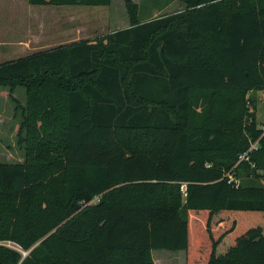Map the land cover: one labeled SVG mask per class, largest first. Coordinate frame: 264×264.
Masks as SVG:
<instances>
[{
  "label": "trees",
  "instance_id": "trees-1",
  "mask_svg": "<svg viewBox=\"0 0 264 264\" xmlns=\"http://www.w3.org/2000/svg\"><path fill=\"white\" fill-rule=\"evenodd\" d=\"M122 1L127 25L0 63L25 94L22 160L0 161V264H154L155 248L264 264V0L144 19Z\"/></svg>",
  "mask_w": 264,
  "mask_h": 264
},
{
  "label": "rangeland",
  "instance_id": "rangeland-1",
  "mask_svg": "<svg viewBox=\"0 0 264 264\" xmlns=\"http://www.w3.org/2000/svg\"><path fill=\"white\" fill-rule=\"evenodd\" d=\"M133 1L138 5V19L174 11L183 6L181 0ZM35 6L30 4L29 7L34 8ZM42 7L47 8V11L44 12L45 14L41 18L43 23L40 25L36 23L37 20L34 21L33 17L31 19L26 17L29 15V10H27L29 8L26 9L23 6L22 0H0V36L6 35L13 38L14 35L22 36L23 33H26V37L34 39L35 34L39 33L41 28L43 38L50 37L53 40L50 44L41 47H35L29 43L31 47L26 49L7 47L3 44L0 46V63L33 52L47 50L59 44H67L85 38L92 39L129 23L122 0H110L107 4L74 3ZM11 97H14L15 101ZM24 97L22 86L14 87L10 95L7 87L0 86V161L2 162H19L22 160V149L16 143L15 132L20 115L15 105L22 104ZM255 121L264 130V95L261 94L256 95ZM150 253L154 264H184V251L182 249L170 251L155 248L151 249Z\"/></svg>",
  "mask_w": 264,
  "mask_h": 264
},
{
  "label": "crops",
  "instance_id": "crops-1",
  "mask_svg": "<svg viewBox=\"0 0 264 264\" xmlns=\"http://www.w3.org/2000/svg\"><path fill=\"white\" fill-rule=\"evenodd\" d=\"M22 2H23V6L26 9L29 8V9H27V10H29L28 11L29 15H27L26 17H28L30 19L33 17L34 21L37 20L36 23L40 24V25L43 23L41 21V18L45 14L44 12L47 11V8H43L42 6L54 5V4H32V5H36V6L34 8H31V7H29L30 3L28 4L27 0H22ZM37 6L40 7V8H38ZM50 15H53V13H50ZM40 30H41V28L39 29V33L35 34V38L34 39L26 37V33H23L22 36L14 35L13 38L8 37L6 35H1L0 36V46L5 44L4 46H7V47H11L12 46V48L14 47V48L26 49L28 47H31L29 43H31V45H35V47H41V46H46V45L50 44L53 40H51L50 37H47V36H46L47 39H44L45 37L43 38V34L41 35V31ZM53 39H55V38H53ZM10 42H12V43H10ZM255 93H256V95H258V94L264 95V89H258V90H256Z\"/></svg>",
  "mask_w": 264,
  "mask_h": 264
},
{
  "label": "built area",
  "instance_id": "built-area-1",
  "mask_svg": "<svg viewBox=\"0 0 264 264\" xmlns=\"http://www.w3.org/2000/svg\"><path fill=\"white\" fill-rule=\"evenodd\" d=\"M256 140L254 141H250L249 143V146L247 147L246 150H244L243 152L239 153L238 155V160H241V159H247L248 158V154L247 152L252 150V149H255L256 148ZM207 165H209L207 163ZM225 176H227V181H230L234 186H236L239 182V179L237 177H235L234 175H232V173L230 171H226L224 173ZM5 244H10L8 241H5L4 242Z\"/></svg>",
  "mask_w": 264,
  "mask_h": 264
},
{
  "label": "water",
  "instance_id": "water-1",
  "mask_svg": "<svg viewBox=\"0 0 264 264\" xmlns=\"http://www.w3.org/2000/svg\"><path fill=\"white\" fill-rule=\"evenodd\" d=\"M26 251H23L22 254H24Z\"/></svg>",
  "mask_w": 264,
  "mask_h": 264
}]
</instances>
